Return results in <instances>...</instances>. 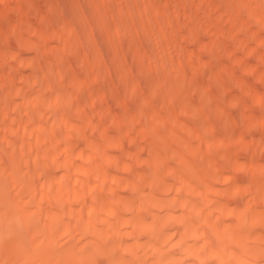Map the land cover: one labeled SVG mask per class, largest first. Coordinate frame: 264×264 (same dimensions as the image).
Instances as JSON below:
<instances>
[{
	"label": "bare ground",
	"instance_id": "6f19581e",
	"mask_svg": "<svg viewBox=\"0 0 264 264\" xmlns=\"http://www.w3.org/2000/svg\"><path fill=\"white\" fill-rule=\"evenodd\" d=\"M0 264H264V0H0Z\"/></svg>",
	"mask_w": 264,
	"mask_h": 264
}]
</instances>
